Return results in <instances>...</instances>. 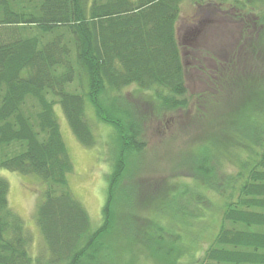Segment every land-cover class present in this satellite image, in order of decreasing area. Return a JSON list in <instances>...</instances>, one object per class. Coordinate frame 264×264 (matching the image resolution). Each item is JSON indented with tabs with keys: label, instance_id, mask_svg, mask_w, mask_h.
<instances>
[{
	"label": "trees",
	"instance_id": "16d2710c",
	"mask_svg": "<svg viewBox=\"0 0 264 264\" xmlns=\"http://www.w3.org/2000/svg\"><path fill=\"white\" fill-rule=\"evenodd\" d=\"M184 1L194 14L180 31ZM261 5L264 0H0V168L41 181L34 218L48 257L29 252L23 220L8 202L11 183L0 176V264H115L116 248L132 259L140 245L178 264L193 241L186 244L170 227L190 199L207 200L206 189L219 194L221 214L197 264H264V64L254 63L264 59ZM208 19L224 25L226 37L200 48L193 27ZM231 24L239 30L235 40ZM243 41L257 48L254 58L236 59ZM183 43L192 45L193 66L205 82L191 96L193 121H223L198 150L185 148L172 161L174 171L189 170L199 189L169 179L171 198L151 197L145 211L143 194L120 181L135 170L125 165L141 152L142 122L166 116L174 124L188 104ZM209 73L225 76L216 92L206 85ZM55 105L85 146L94 142L90 110L111 127V167L95 227L68 184L73 167ZM221 150L234 167L230 173L221 171ZM170 214L163 226L162 216Z\"/></svg>",
	"mask_w": 264,
	"mask_h": 264
},
{
	"label": "rangeland",
	"instance_id": "374dc122",
	"mask_svg": "<svg viewBox=\"0 0 264 264\" xmlns=\"http://www.w3.org/2000/svg\"><path fill=\"white\" fill-rule=\"evenodd\" d=\"M261 7L264 8V5H261ZM193 14V6L188 3V1H184L179 18L180 31L186 26L188 21L192 19ZM212 23H215L220 28V31L214 30L215 28L212 27ZM229 24L230 23L226 22L225 28ZM223 27L224 25L220 26L218 22H211V19L204 21L199 27L194 26L193 32L197 31L201 41L199 47H206V49H208L211 44L219 45L221 40L226 37ZM229 32L230 35H233L234 40L236 37H239V30H237L235 24L230 25ZM249 41L254 42L251 38H249ZM247 44H250V42L243 41L241 50L245 49V51H243L244 54L241 53L242 51L239 47L240 53H236L235 55L237 60H241L247 56L254 58L250 54L253 52L258 53L255 51L257 49L256 47L250 45L247 47ZM260 44V47L264 51L263 39L260 40ZM182 45L185 46L184 48H181V50L186 64L185 83L187 87L188 104L183 109L179 110L180 115L176 116L174 124L172 121L169 124V117L166 116L163 117L161 122H158L157 119H148L147 122H142L145 125V129L140 137V140L142 141L141 152L139 155H136L137 157H131L125 165L126 170L128 169L132 172L133 167H135V170L131 176L120 181L122 186L134 184L138 192L137 195L140 196L143 194L146 202L142 209L145 211V206L150 208L149 203L151 197H163L165 200L171 198L170 192H167L168 188H170L169 179L180 181L178 183L179 186L185 184L191 186V188L199 189L197 185L198 181H192L193 177L189 173V170L174 171L178 169L174 167L173 170V167L171 166L172 161L178 156L180 151L185 148H190L193 151H195L194 148H197L198 150V144L200 145L214 131H216V129L218 130L219 125H221L223 121H219L217 125H209L201 121H193L192 114L195 111V106L192 105V94H194L195 91H200L205 86V82L204 77L200 72L201 69L199 70V68L193 66V59L195 57H193L194 52L190 50L192 45L188 43H183ZM232 45L235 47L236 43ZM254 63L263 66L264 59L257 56L255 57ZM224 73L230 75V71L227 69ZM209 74L210 75L206 78V85L210 88L209 90H214V92H216L217 88L221 89L225 76L222 75V78L219 75H213V73ZM130 89L131 88L128 90ZM126 90L127 89L124 91L126 92ZM221 99L222 98H220V100ZM54 110L59 123L60 133L73 167L68 175L69 187L73 195L79 199L86 208L91 226L95 227L101 219V209L106 193L105 174L109 172V168L111 167V127L107 125V123L100 121L90 110L88 116L91 114L93 116L91 115L88 120L92 126L94 142L91 146H85L78 141L69 128L60 106L55 105ZM189 117L192 119L189 120ZM174 134L175 136H173ZM218 152L220 154V150H218ZM226 153V151L221 150L223 164L221 171L223 173H230L234 170V167L229 165ZM136 161H138L139 167L137 166ZM26 175L27 176L16 171L0 168V176L4 177L8 183H11V188L8 190L7 196L9 205L21 216L25 230L30 237L28 247L29 252L35 258H48L46 248L39 235V230L34 218L35 206L41 198V189L43 185L41 181L32 174ZM184 181L186 183H184ZM203 192L205 193L207 200L202 203L200 201L193 203V200L190 199L191 203H186L184 207L186 211L179 208V210H181V212L177 214L179 219H174L172 224H175L170 227L177 232L181 231L182 234L185 235L184 242L186 244H189L190 240L193 241L189 244L188 250L186 249L187 252L181 257V262H177L178 264H197L196 261L200 257L203 249L210 242V239L208 238L209 234H211L212 231H215L216 223L219 221L222 204L219 194L212 189H206ZM194 204L200 206L202 209H193ZM162 217H167L165 221L161 218L162 225H170V222L173 219L172 215L170 214ZM139 222L140 220L138 219L137 223ZM139 247L135 248V252L132 253V259H130L129 253H127L122 247L116 248L114 250L112 261L115 264L170 263L165 261L163 257L158 258L156 253L151 255L148 248L146 250L141 245ZM44 254H46V256H43Z\"/></svg>",
	"mask_w": 264,
	"mask_h": 264
}]
</instances>
